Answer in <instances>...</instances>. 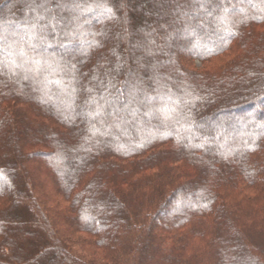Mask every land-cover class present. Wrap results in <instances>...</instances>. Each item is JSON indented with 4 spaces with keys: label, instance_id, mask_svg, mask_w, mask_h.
Masks as SVG:
<instances>
[{
    "label": "trees",
    "instance_id": "obj_1",
    "mask_svg": "<svg viewBox=\"0 0 264 264\" xmlns=\"http://www.w3.org/2000/svg\"><path fill=\"white\" fill-rule=\"evenodd\" d=\"M1 2L0 264H264V0Z\"/></svg>",
    "mask_w": 264,
    "mask_h": 264
},
{
    "label": "rangeland",
    "instance_id": "obj_2",
    "mask_svg": "<svg viewBox=\"0 0 264 264\" xmlns=\"http://www.w3.org/2000/svg\"><path fill=\"white\" fill-rule=\"evenodd\" d=\"M3 1V0H2ZM18 2H20V0H17ZM2 4V2L0 3V5ZM17 6V3L15 4V2H13L12 3V5H10V3H5L4 5H2L1 7H2V10H5V11H7V10H9V9H11V8H15ZM23 9L24 10H26V8L25 7H23ZM125 11H127L126 9H125ZM4 13V12H3ZM107 14H109V12L107 13ZM205 19V18H204ZM200 25L201 26H203V24L202 23H200ZM10 31H17L16 30V28L14 27V28H10ZM174 40H176V41H182L183 40V38L181 37V36H173V37H171V40L169 41V42H172V41H174ZM0 48H1V45H0ZM13 48V47H12ZM15 49V51L17 50V49H19L18 47H16V48H14ZM0 51H1V49H0ZM5 56V55H4ZM7 56V55H6ZM5 56V57H6ZM22 63H24L23 61H21L20 62V66L23 68V64ZM219 64V61H212L210 64H202L201 62H199V61H195L194 63H193V68H195V69H197L198 71H200V70H204V69H208V68H212V67H216L217 65ZM54 67H56V66H53L52 64L50 65V66H48L47 67V72L48 73H50L51 74V77H53L57 72H54V71H52V70H54V69H52V68H54ZM22 71V73L23 74H27V71L26 70H21ZM140 72V71H139ZM55 73V74H54ZM54 82L52 81L51 82V84H53ZM48 88L50 89V85H48ZM176 94H177V96H182V92H181V90H177L176 92H175ZM257 110L258 109H256L255 111L257 112ZM256 112L254 113V114H251V112L249 111V112H243V113H240V114H238L239 116H240V118L242 119H244V121H246L245 122V127H243V130L246 128V127H248L249 125H251V124H253V123H256L259 119H258V117H256L255 115H257L256 114ZM174 113H175V111L174 110H172V111H170L169 110V117H173V115H174ZM238 116V117H239ZM233 115L231 114H229V115H224V116H220V117H215L214 119H213V121H219V122H225V121H227V120H232V119H235V117H233ZM237 117V119H239ZM233 121V120H232ZM216 139H220V137H217ZM2 180V179H1ZM37 196L39 195V194H36ZM187 205L188 204V202L186 201V202H181L180 203V206H184V205ZM179 206V207H180ZM181 208V207H180ZM168 218V216L167 215H163L162 217H161V221H163V220H165V219H167ZM53 264H57V262L55 261V262H53Z\"/></svg>",
    "mask_w": 264,
    "mask_h": 264
}]
</instances>
